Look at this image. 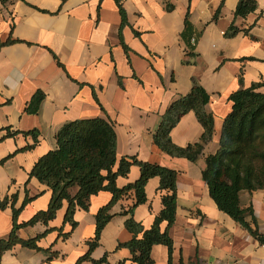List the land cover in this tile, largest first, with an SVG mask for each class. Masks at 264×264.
<instances>
[{"label": "crops", "instance_id": "0c3cea01", "mask_svg": "<svg viewBox=\"0 0 264 264\" xmlns=\"http://www.w3.org/2000/svg\"><path fill=\"white\" fill-rule=\"evenodd\" d=\"M119 1L127 15L124 24L116 0H0V40H15L0 48V137L7 127L20 131L0 140V160L4 159L0 202L16 194L14 206L21 207L20 222L47 208L52 192L29 176L34 163L56 147V133L64 123L101 116L115 127V170L122 157L135 156L178 172L177 214L169 228L172 264H264V244L218 208L202 178L205 157L218 149L224 118L232 108L229 95L253 82H264V0H256L254 12L236 19L239 0ZM188 9L194 31L199 33L194 58L187 55L182 37ZM233 22L240 30L229 36L226 32ZM194 78L210 93L206 108L214 117V133L200 157L191 161L161 150L153 136L170 103L190 91ZM39 90L44 98L38 110L26 111ZM259 90L264 92V85ZM33 129L38 130L35 146L17 151L34 143L31 134L23 133ZM203 131L190 111L172 129L171 138L176 145L186 146L198 142ZM139 176L140 167L133 164L116 182L122 187ZM159 182L157 176L148 180L147 200L133 213L146 228L162 208ZM76 191V186L71 189L72 194ZM27 195L31 200L22 206ZM111 198L106 190L93 194L88 209H76L74 228L64 223L65 200L48 225L19 229L21 237L29 238L48 227L56 228L38 243L58 254L52 257L18 246L4 252L1 264H75L95 235L97 211ZM126 204L120 199L113 205L93 258L106 254L109 264L122 260L136 264L130 260V250L118 246L133 236L122 213ZM240 205L253 208L255 221L251 216L248 220L264 233V189L241 191ZM12 217L9 201L0 207V237L9 234ZM60 227L63 233L69 232L67 237L59 236ZM151 256L155 264H168L169 248L155 244Z\"/></svg>", "mask_w": 264, "mask_h": 264}, {"label": "trees", "instance_id": "16d2710c", "mask_svg": "<svg viewBox=\"0 0 264 264\" xmlns=\"http://www.w3.org/2000/svg\"><path fill=\"white\" fill-rule=\"evenodd\" d=\"M122 18L127 23V15L119 0H116ZM258 8L256 0H239L234 11L235 19L246 17ZM190 11L186 12L185 29L182 33L187 43V55L196 57L195 43L192 38L199 33L189 19ZM215 14V18L217 17ZM234 22L229 26L226 34L229 36L239 32ZM248 33V30H244ZM15 40L10 37L0 40V48ZM123 46L127 45L122 41ZM242 82V79L240 78ZM264 82H253L248 87H241L229 95L232 108L223 121L219 147L214 153L205 157V167L202 178L209 187L211 197L218 208L231 216L243 228L247 229L261 244H264V233L257 226H252L248 217L254 218L252 207H241L240 192L264 189V92L259 88ZM44 98L42 91H36L27 103L25 110L36 112ZM210 100V93L194 78L190 91L175 98L161 117L159 127L154 133L153 141L161 150L171 156L186 157L196 161L203 153L204 146L212 139L214 133V117L206 105ZM193 111L202 124L204 131L201 139L186 146L176 145L171 138V131L187 112ZM6 133L0 137L14 136L20 131L5 128ZM31 134L33 144L25 145L17 151L28 150L37 143L38 130L23 131ZM56 147L50 149L34 163L29 176L36 177L51 190V198L47 208L37 211L26 221H19L21 210L14 206L16 194L11 198L5 197L0 207H5L11 201L13 209L12 228L5 237H0V264L5 251L18 246L36 249L49 253L52 257L58 251L51 247L43 248L39 245L42 237L53 231L48 227L43 232L29 238L19 235V229L25 226L48 223L55 219L59 209L66 200L68 205L64 215V223L69 222L74 228L77 221L74 213L77 208L88 209L90 197L101 190L112 194L111 200L99 208L96 213V229L94 237L88 241L87 251L81 255L75 264L89 261L91 264H109L107 255L99 259L92 256V251L99 245L101 232L112 217L113 205L123 199L127 202L123 214L126 215L125 226L133 234L127 242H120L119 247H127L131 252L130 260L136 264H155L151 256L155 244H164L169 248V263L172 264L173 240L169 235V228L173 225L177 214V170L158 163L139 161L135 156L122 157L115 170L117 162V135L111 120L96 116L70 120L64 123L56 133ZM4 159L0 160L2 163ZM138 164L140 176L134 182L125 186L117 185V177L129 172L131 165ZM159 177L158 189L162 192V208L155 216L153 224L146 228L134 216L135 208L147 200L145 186L152 177ZM77 187L72 194L71 189ZM31 198L27 195L24 206ZM166 222V228L162 223ZM63 227L58 228L59 236L67 237L69 232L63 233ZM116 264H126L122 260Z\"/></svg>", "mask_w": 264, "mask_h": 264}, {"label": "built area", "instance_id": "2783aa9c", "mask_svg": "<svg viewBox=\"0 0 264 264\" xmlns=\"http://www.w3.org/2000/svg\"><path fill=\"white\" fill-rule=\"evenodd\" d=\"M195 42H196L195 38H192V43H195Z\"/></svg>", "mask_w": 264, "mask_h": 264}]
</instances>
